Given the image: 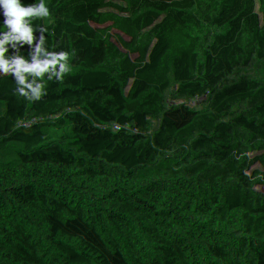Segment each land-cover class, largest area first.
I'll list each match as a JSON object with an SVG mask.
<instances>
[{
    "label": "trees",
    "instance_id": "obj_1",
    "mask_svg": "<svg viewBox=\"0 0 264 264\" xmlns=\"http://www.w3.org/2000/svg\"><path fill=\"white\" fill-rule=\"evenodd\" d=\"M169 1L183 34L122 0H44L38 42L0 15L25 64L0 71V264H264V0Z\"/></svg>",
    "mask_w": 264,
    "mask_h": 264
},
{
    "label": "rangeland",
    "instance_id": "obj_2",
    "mask_svg": "<svg viewBox=\"0 0 264 264\" xmlns=\"http://www.w3.org/2000/svg\"><path fill=\"white\" fill-rule=\"evenodd\" d=\"M187 6L181 3L172 4L169 9L168 17L165 21L159 20V15L156 16V12L150 13L147 17H144L145 20L149 22L148 27L152 31L156 32H163L167 34V36H173L177 34H183L185 32V24H186V16H187ZM130 20L131 18L128 17ZM54 27L51 28H37V27H31L30 33L25 37V40L27 41H34L38 42L41 36H44V34L47 31L53 30ZM92 46V43L89 42L86 39H83L78 45V55L83 52V58L78 59V63L74 62L71 67V72L67 78V82H65L67 87L82 89L85 83V76L87 74V71L90 70V68L87 66V58L85 55V51L89 50ZM119 52L116 56H113L112 60L115 62H118L119 60ZM97 64H100L101 68L95 69L92 73L98 75V74H105L108 71H113L110 69L109 66L105 65V63L97 62ZM105 67V69L103 68ZM107 67V68H106ZM106 70V71H105ZM197 84L200 83V81L196 82Z\"/></svg>",
    "mask_w": 264,
    "mask_h": 264
},
{
    "label": "clouds",
    "instance_id": "obj_3",
    "mask_svg": "<svg viewBox=\"0 0 264 264\" xmlns=\"http://www.w3.org/2000/svg\"><path fill=\"white\" fill-rule=\"evenodd\" d=\"M0 15L3 16L4 26L9 29L8 32L4 33V38L6 40L11 39L13 38V33H19L16 38L22 39L31 31L28 20L33 17H46L49 15V11L44 0H40L38 4L29 6L22 5L20 0H0ZM2 53L3 49H0V71L7 72L10 69L14 70L17 74L18 84H24V77L20 75L21 69L25 67L23 59L15 58L12 61V65H9L8 61L3 58ZM66 58V53H62L59 56L60 60H66ZM68 70L66 64L61 65V72H67ZM19 91L21 94L27 95L23 88H20ZM34 95L38 97L39 93L34 90ZM116 130H119V126H116Z\"/></svg>",
    "mask_w": 264,
    "mask_h": 264
},
{
    "label": "built area",
    "instance_id": "obj_4",
    "mask_svg": "<svg viewBox=\"0 0 264 264\" xmlns=\"http://www.w3.org/2000/svg\"><path fill=\"white\" fill-rule=\"evenodd\" d=\"M114 0H61L63 7L79 5H103L111 4ZM135 14L147 17L150 13L156 12L159 20L165 21L169 14L171 3L169 0H122ZM79 262L78 259H73Z\"/></svg>",
    "mask_w": 264,
    "mask_h": 264
}]
</instances>
